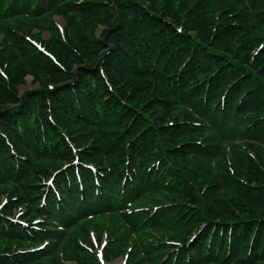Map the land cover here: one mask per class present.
<instances>
[{
    "label": "trees",
    "instance_id": "trees-1",
    "mask_svg": "<svg viewBox=\"0 0 264 264\" xmlns=\"http://www.w3.org/2000/svg\"><path fill=\"white\" fill-rule=\"evenodd\" d=\"M0 32V264H100L89 227L125 264H264V0H0Z\"/></svg>",
    "mask_w": 264,
    "mask_h": 264
},
{
    "label": "rangeland",
    "instance_id": "rangeland-1",
    "mask_svg": "<svg viewBox=\"0 0 264 264\" xmlns=\"http://www.w3.org/2000/svg\"><path fill=\"white\" fill-rule=\"evenodd\" d=\"M53 19L55 22V27L57 28L61 37H63L66 34V28H67L66 20L63 17L57 16V15L55 17H53ZM102 31H103L102 27H98L96 29V36H100L102 34ZM35 34L37 35L38 38H33V39L36 40L35 42L39 45L38 49L42 52L46 51L45 46L47 45V43L51 39H53V36H52L53 32H51L47 28H44V30L35 31ZM7 40L8 39L6 38V35L4 33L0 32V51L2 54H4L3 52L6 53V51H4V49H6L7 47H11V43H9ZM40 86H41L40 82L38 83V82L34 81V77L32 75H28L26 77L25 83L19 85L17 87V90L19 92V95L23 96L26 92L36 90V89L40 88ZM7 200H8L7 196L1 195V197H0V209H1V206ZM98 226H99V222H98ZM89 229H90L89 238L92 242V245L90 247L93 251V254L96 255L97 260L100 264H125V260L123 257H120V256H117L114 258L107 257L106 248L108 247V245H110V243H109L110 239L107 237V231H104V233L101 236L96 232V230L91 229V227H89ZM78 243L80 246H83L85 244V241L81 240ZM64 245L67 246V243L64 242V244L60 245V251H62L61 246H64ZM63 251H65V253L62 252L61 257H62V260L65 264H78V263L80 264V263H82L80 260H76V257H74L73 260L68 259L69 254L67 253V249H65Z\"/></svg>",
    "mask_w": 264,
    "mask_h": 264
}]
</instances>
